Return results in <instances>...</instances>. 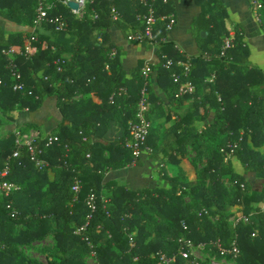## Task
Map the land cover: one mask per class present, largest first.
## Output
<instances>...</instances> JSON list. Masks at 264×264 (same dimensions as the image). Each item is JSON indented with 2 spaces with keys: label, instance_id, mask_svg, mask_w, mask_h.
Returning a JSON list of instances; mask_svg holds the SVG:
<instances>
[{
  "label": "trees",
  "instance_id": "obj_1",
  "mask_svg": "<svg viewBox=\"0 0 264 264\" xmlns=\"http://www.w3.org/2000/svg\"><path fill=\"white\" fill-rule=\"evenodd\" d=\"M90 3L89 0L84 10ZM91 4L95 13L90 23L85 19L83 22L77 21L75 14L65 3L60 6L53 4L54 7L49 12L51 17L62 16L69 27L78 25L74 44L68 47H100L96 53L91 49L87 54L86 59L92 60L93 55L100 50L97 66L94 68L95 65L92 64V69L84 78H76L70 66L55 70L53 60L58 59L59 55L52 53L51 47L62 43L65 32L54 31V23L46 22L40 26L51 29L56 35L37 34L36 40L32 42L37 47V53L28 58L23 55V47L25 39L31 37L32 32H18L14 39L0 33V111H10L19 102L31 111L36 110L42 98L53 90L51 81L46 76L56 72L58 79L64 83L55 91L58 105L64 119H69L73 125L71 130L61 123L55 133L58 141H54L42 152L35 151L33 154L27 145L18 146L15 143L13 132L0 137V172L4 167L7 168V174L0 175V182L7 180L17 185L9 193L0 189V264H87L84 256L91 251L95 252L98 264H164L162 255L173 257L170 264H185L186 259L191 264L194 263L193 259L185 255L188 241L196 245L204 244L211 255L218 259L224 257L231 264H264V211L261 210L262 205L255 208L251 205L253 201L259 204L264 201V187L261 191L248 193L240 185H246L244 176L235 172L230 162L231 158L237 157L245 170L255 172L264 181V149H256L264 143V116L261 117L264 114L256 108L257 94L250 85L240 87L251 102L245 107L242 106V100L229 99L230 93L235 92L234 83H230L233 80L229 81L230 93H224L218 86L221 77L217 74L213 87L220 93V119L213 124L215 129L198 133L195 137L198 156L203 157L202 161L205 163L193 184L181 177L171 176L168 190L154 188L134 191L125 184H119L111 195L103 196L102 189L108 184L103 183L101 171L105 168L138 164L140 156L134 158L130 149L124 146V140L109 145L90 142L84 136H88L85 129L92 125L78 113L84 105L78 106L75 102L60 104L62 97L72 96L80 88L95 89V84L86 87L85 81L87 78H96L97 82L103 76L108 77L103 70L105 63L109 62L113 71L115 68L116 60L110 63L109 57L101 58L102 52L112 44L107 35V27L115 21L110 12V0H93ZM163 7L162 4L158 6V11H166ZM0 13L21 24L31 25L35 15V0H0ZM95 30H100V43L96 42L97 39L89 42ZM163 33V28L156 27L157 39ZM168 45V41H165L156 47L161 51ZM9 48L15 52L14 61L21 74L18 81L25 88L33 85L27 91L24 88L26 95L13 89L17 79L8 69L5 51ZM171 52L170 56L174 60L180 56L176 51ZM160 62L159 78L166 79L174 88L168 70L162 66L163 60ZM30 68L35 71L43 69L40 80L34 81L31 78ZM137 79V85H131L136 103L143 83L140 72ZM198 81L201 82L202 77ZM112 91L111 88L108 90L102 100L103 105L109 104ZM118 97L121 96L115 98ZM148 102L150 103L149 96ZM100 106L102 105L92 104V109L98 112ZM135 111L136 108L132 118ZM238 111L244 116L245 123L242 125L233 124L232 117ZM99 114L93 118L95 122L102 120L101 111ZM255 116V120L262 118L263 125L256 121L249 122ZM240 127L244 128L243 132L239 131ZM43 142V139H39L34 140L33 144L38 149L43 148ZM234 142L238 143L237 148L224 161L225 151ZM15 150L19 154L14 157ZM104 150H110L111 154L103 159L101 153ZM35 159L46 160L48 165H61L57 179L53 181L48 178L47 170L37 169ZM224 174L229 175L228 185L222 177ZM74 178L80 181V188L76 193L71 190ZM90 194L94 197L93 210L86 203ZM185 196H188L189 201H184ZM253 210L256 212L251 216L253 223H233L229 220L230 215H249ZM157 216L161 218L160 221H156ZM49 233L53 234L57 250L49 261L41 263L23 255L20 246L41 239ZM182 235L186 240H179ZM218 244L227 249L236 244L239 253H223ZM195 264H209V261H195Z\"/></svg>",
  "mask_w": 264,
  "mask_h": 264
},
{
  "label": "crops",
  "instance_id": "obj_2",
  "mask_svg": "<svg viewBox=\"0 0 264 264\" xmlns=\"http://www.w3.org/2000/svg\"><path fill=\"white\" fill-rule=\"evenodd\" d=\"M50 1L54 5L60 6L64 0ZM90 1L92 3L93 0ZM254 1H260L263 5L262 23H259L255 18ZM91 3L82 13L75 14L77 21L83 22L85 19L90 23L93 20L95 9ZM161 4L166 11L160 12L163 17L158 21L157 27L163 28L164 33L161 37H165L169 45L159 51L158 47H153L148 43L127 39V36L134 32L141 23L138 14L142 8L138 3L133 0H110V12L115 9L117 18H113L115 21L107 27L108 40L112 44L105 49V52L101 51V58L109 57L110 63L116 60L114 71L109 62L105 63L103 70L106 71L108 77L103 76V79L97 82L96 78H87L85 81L86 87L95 84V89L83 90L80 88L72 96L60 99V104L75 102L78 106L84 105L78 113L89 120V124L92 125L85 129L88 136H84L89 138L90 142L109 145L120 140L125 141L129 135L130 122L137 106V103L134 102L133 88L139 81L137 74L145 66L150 68L148 116L151 128L146 145L148 148L141 151L138 164L105 168L101 171L103 183L108 184L102 189L103 196L111 195L112 190L119 184H125L127 188L134 191L154 188L168 190L171 176L181 177L191 184L197 180L200 168L205 162L202 161L203 157L198 156V142L195 137L198 133L213 129V124L220 119V93L213 87L217 74L221 77L218 86L224 93H230L229 81L233 80L230 83H234L235 92L230 93L229 99L232 101L242 100V106L245 107L249 106L251 102L249 97L241 92V88L250 85L257 94L256 108L264 114V35L262 33L264 29V0H166L158 6L160 7ZM167 23L170 24L169 27H167ZM56 30L65 32V35L62 43L51 47L52 53L59 55L58 59L53 60V64L56 66L55 70L59 71L70 66L76 78H84L87 72L92 69V64L95 65L94 68L97 66L99 61L97 56L100 50L98 49V53L93 55L92 60L86 59L87 54L91 49L96 53L97 48L100 47H68L73 45L76 39L77 24L69 27L66 23L64 28H56L54 31ZM21 31L31 33L33 28L31 25L21 24L0 13V33L3 32L5 37L10 36L14 39L16 34ZM54 33L51 29L44 27H38L35 30L36 35L54 37L56 35ZM96 36L98 37L96 38ZM228 36L233 37V46L227 50L226 56L220 57V47ZM27 39H25L23 48L28 43ZM91 40L100 43V30H95L91 34L89 42ZM32 51V55H35L37 47H34ZM171 51L179 53L180 56L177 59L190 62L191 77L196 83L195 93L175 98L171 83H168L166 79L159 78L158 64L165 57H171ZM58 67H60L59 70ZM167 70L169 73V69ZM42 71V68L36 71L30 68L31 78L34 81L40 80ZM201 77L202 81L199 82L198 79ZM46 78L51 81L53 90L42 98L36 110L31 111L19 102L10 111H0V137L6 133L13 132L15 134L16 131H20L25 134V139L39 140L48 134L57 133L61 123L73 130L72 122L69 119H64L61 114L55 93L56 89L63 86L64 83L58 79L56 72L48 74ZM32 86L29 87L33 88ZM29 87L25 88L26 91ZM110 88L113 90L109 95L110 102L105 106L102 104V100ZM120 88L125 89V93L111 98V95ZM21 93L26 95L25 91H21ZM117 96L121 97L115 98ZM92 104L102 106L98 107L97 112L92 109ZM99 111L102 113V120L95 122L93 118L100 115ZM263 116L261 115V117ZM243 117L239 111L236 112L232 117L233 124H244ZM237 118L239 119L236 120ZM255 119L256 116L251 117L249 122L256 121L263 125L262 118ZM27 125L28 128H26ZM243 130V127L239 128L240 132ZM262 131L264 130L262 129ZM256 149L263 150L264 143ZM101 154L104 159V157L110 156L111 151L104 150ZM230 162L234 171L244 176L246 185L243 183V188L248 193L263 189V179L258 177L255 172L245 170L243 163L237 157L231 158ZM59 168L61 165H48L47 162L44 169L47 170L48 178L54 181L58 177ZM222 177L226 179L225 184L228 185L229 175L224 174ZM184 201H189L188 196L184 197ZM251 205L255 208L260 204L253 201ZM255 213L253 210L249 215H239L236 218H231L230 215L229 220L235 223V220L238 219V222L250 224L253 223L251 216ZM160 220L161 218L157 216L156 221ZM179 240H186L185 236L182 235ZM186 253L185 255L190 256L194 261L191 264H195V261L198 263L205 260L212 264L214 260H218L210 254L204 244L196 245L191 242ZM219 260L222 263L231 264L224 257ZM185 264H190V262L186 259Z\"/></svg>",
  "mask_w": 264,
  "mask_h": 264
},
{
  "label": "built area",
  "instance_id": "obj_3",
  "mask_svg": "<svg viewBox=\"0 0 264 264\" xmlns=\"http://www.w3.org/2000/svg\"><path fill=\"white\" fill-rule=\"evenodd\" d=\"M69 0H64L63 3L67 4ZM77 4L76 9H72L74 14H80L83 12L87 2L89 0H72ZM138 3V5L142 8V11L138 14V18L140 20V26L134 30V32L130 33L127 36L129 41H136L140 43H144L145 41L151 44L153 47H156L160 42H165V37H160L157 39L155 37V29L158 25V21L162 19L161 13L158 11V3H161L166 0H133ZM255 6L254 15L256 20L259 23H262V8L263 5L260 1L253 2ZM54 7L53 3L50 0H35V15L31 24L33 28L32 36L29 37L28 43L23 50V55L25 57H30L33 54L32 49L35 45L32 44L33 41L36 40L35 30L42 26L46 22L54 23L57 28H64L66 26V21L62 18V16L55 15L53 17L49 16V12ZM113 18H117V12L115 9L111 10ZM167 27L170 24H166ZM264 35V29L262 31ZM233 46V37H226L220 47L219 56L224 57L227 53V50ZM177 48V47H176ZM8 57V69L11 75L17 79V81L13 85L14 90L23 91L24 85L19 82L20 72L17 64L14 61L15 54L13 49L9 48L5 51ZM113 54V53H112ZM11 55V56H8ZM58 63V62H57ZM189 61H183L180 59L174 60L172 57H165L162 66L166 69H169V74L172 82L174 83L173 96L175 98H180L184 95H190L195 93L196 84L193 78L191 77V67ZM178 68V70H177ZM60 67H58V70ZM150 72L149 66H145L140 71V77L143 80L142 86L139 89V98L136 106V111L134 114V118L130 122L129 126V135L124 141V146L129 148L133 157L137 158L140 156L141 151L143 149H147L146 140L150 132L151 123L148 118V110H149V102H148V88H149V80L148 75ZM0 84H2V80L0 78ZM125 89L120 88L115 93L111 95L113 98L116 95H121L125 93ZM43 148H38L33 144L34 140L25 139V134L20 133V131L15 132V143L19 145H27L31 154L35 151L42 152L45 148L49 147L54 141H58V136L56 134H48L43 138ZM33 144V145H32ZM238 143L234 142L233 145L230 146L229 150L225 151V159L231 157L235 149L237 148ZM18 150L13 152V156H18ZM88 155V154H87ZM47 166V161L43 159H35V167L37 169H44ZM7 174V168L4 167L0 172L1 176H5ZM79 179L74 178L73 184L71 186V190L73 192H78L80 188ZM241 187H244V184H240ZM17 188V185L13 182H9L7 180H2L0 182V189H2L5 193H9ZM87 205L91 210L95 208L94 197L92 194L87 197ZM261 210L264 211V203L261 206ZM236 218V217H235ZM238 222V219L235 220V223ZM254 235V233L252 234ZM188 245H191V242L188 241ZM219 246V244H218ZM220 250L223 253H232L233 255H237L239 253V248L236 244H232L231 248L227 249L222 245L219 246ZM162 262L164 264H170L173 260L172 258H168L165 255L161 256ZM215 263V262H214ZM213 264V263H212ZM217 264V263H215Z\"/></svg>",
  "mask_w": 264,
  "mask_h": 264
},
{
  "label": "rangeland",
  "instance_id": "obj_4",
  "mask_svg": "<svg viewBox=\"0 0 264 264\" xmlns=\"http://www.w3.org/2000/svg\"><path fill=\"white\" fill-rule=\"evenodd\" d=\"M223 160L225 161L226 159L224 158ZM263 202L264 201H261V203ZM261 203L260 205H262ZM233 217L235 216L231 215V218ZM55 248L56 245L52 233H49L48 235H46L41 239L34 240L29 244L27 243L25 245L20 246V249L22 250L24 256L34 258L41 263H46L51 259V255L57 252ZM94 254L95 252L91 251L90 253L84 256V260L87 264H98ZM218 260H214V262L217 264H228V263H222V261L220 260L218 261ZM214 262L213 264H215Z\"/></svg>",
  "mask_w": 264,
  "mask_h": 264
},
{
  "label": "water",
  "instance_id": "obj_5",
  "mask_svg": "<svg viewBox=\"0 0 264 264\" xmlns=\"http://www.w3.org/2000/svg\"><path fill=\"white\" fill-rule=\"evenodd\" d=\"M67 5L70 8H72V9H76L77 8V4L74 1H72V0H69L68 3H67Z\"/></svg>",
  "mask_w": 264,
  "mask_h": 264
}]
</instances>
